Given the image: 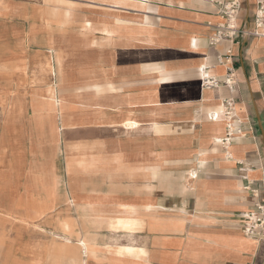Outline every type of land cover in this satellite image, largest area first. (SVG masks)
<instances>
[{
	"label": "crops",
	"instance_id": "obj_1",
	"mask_svg": "<svg viewBox=\"0 0 264 264\" xmlns=\"http://www.w3.org/2000/svg\"><path fill=\"white\" fill-rule=\"evenodd\" d=\"M259 1L241 0V27ZM91 7L72 36L0 24V216L38 249L19 261L264 264L243 231L264 200V39L212 45L206 0ZM230 51L236 90L203 87ZM226 99L242 132L229 143L210 117Z\"/></svg>",
	"mask_w": 264,
	"mask_h": 264
},
{
	"label": "rangeland",
	"instance_id": "obj_2",
	"mask_svg": "<svg viewBox=\"0 0 264 264\" xmlns=\"http://www.w3.org/2000/svg\"><path fill=\"white\" fill-rule=\"evenodd\" d=\"M6 3L10 10L4 14L0 21L1 26L6 30L11 29L19 24H35L38 29H42L43 25H50L52 33H59L60 30H67L68 35H75L77 30H85L84 16L90 13L91 3L97 0H2ZM104 1V0H102ZM26 11V18L18 16L15 12ZM71 11L72 19L66 25H63L62 19L64 13ZM11 11V12H10ZM47 12L46 20L42 18V14ZM58 14V15H56ZM58 20V21H57ZM76 40V39H68ZM1 144V143H0ZM1 156L2 150L0 149ZM26 235H18V231L13 229L10 219L0 216V264H27L20 260H28L30 256H34L35 250L38 249L34 245L26 243ZM25 239V240H24ZM41 247V246H40ZM34 259V258H32ZM32 264H39L38 261H32Z\"/></svg>",
	"mask_w": 264,
	"mask_h": 264
},
{
	"label": "built area",
	"instance_id": "obj_3",
	"mask_svg": "<svg viewBox=\"0 0 264 264\" xmlns=\"http://www.w3.org/2000/svg\"><path fill=\"white\" fill-rule=\"evenodd\" d=\"M213 5L218 12L222 22L218 25L217 30L211 44L216 45L221 41H231L236 44L239 40L246 38H263L264 39V0L258 2L256 11L254 13V26L253 28H244L239 24L241 18L243 5L241 0H232L229 2L223 0H206ZM232 53H228L225 58L227 65V73L222 80H218L216 77L202 76V86L207 88H218L220 86L227 87L231 92H234L237 88L236 72L233 63L230 62ZM220 59V58H219ZM222 62V61H220ZM206 68H202V73L207 71ZM211 119L216 121L218 118H224L228 122L229 134L224 143H229L235 136H242L240 130L236 131L233 127L236 121V103L233 99L223 100L221 103V111L219 113H213L210 115ZM244 217V234L248 237L256 239L258 242H264V200H261L256 204V211L245 213Z\"/></svg>",
	"mask_w": 264,
	"mask_h": 264
},
{
	"label": "bare ground",
	"instance_id": "obj_4",
	"mask_svg": "<svg viewBox=\"0 0 264 264\" xmlns=\"http://www.w3.org/2000/svg\"><path fill=\"white\" fill-rule=\"evenodd\" d=\"M66 15V14H65ZM56 51V50H55Z\"/></svg>",
	"mask_w": 264,
	"mask_h": 264
}]
</instances>
